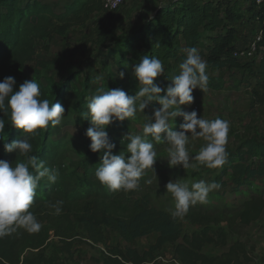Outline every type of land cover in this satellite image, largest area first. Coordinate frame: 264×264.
Returning a JSON list of instances; mask_svg holds the SVG:
<instances>
[{
    "label": "trees",
    "instance_id": "1",
    "mask_svg": "<svg viewBox=\"0 0 264 264\" xmlns=\"http://www.w3.org/2000/svg\"><path fill=\"white\" fill-rule=\"evenodd\" d=\"M102 10L103 0H0V81L7 76L14 77L15 91L25 80L33 78L41 87L42 99L61 104L69 93L72 110L77 112L74 119L84 121L87 129L92 127L85 119L87 103L97 87L106 91L121 88L129 95L135 94L138 81L133 67L145 54L161 59L164 74L156 77L154 82L164 87L178 74V65L185 58L183 49L196 47L207 63V73L232 71L243 77L246 72L254 80L253 93L259 97V102H264V94L259 93L264 91V0H168L155 4L152 15L129 32L122 34L115 27H109L98 34L97 37L101 36L98 44L109 52L102 54V61L96 60L97 71L103 75L92 74L89 69L80 80L81 72L75 68L58 81L47 75L49 67L58 63L62 55H66L68 63L74 60V50L68 46L61 53L53 54L51 59L46 58L49 42L55 37H63L71 28L85 24L93 14ZM241 29L248 31L239 38ZM258 30L261 33L253 55L234 56V51L240 49L241 44L248 45ZM27 67L33 68L29 76L25 73ZM121 71L125 73L123 79L119 77ZM149 106L160 107L157 102H151ZM0 118L5 120L0 159L14 166L24 158L6 152L3 145L20 139L22 130L10 126V113L5 116L0 113ZM134 122H138L137 117L122 122L117 120L107 126L110 140L116 145L113 154L124 150L121 140L126 133L142 134L143 125ZM182 122V117L176 119V130ZM64 135L59 125H50L46 130H39V134L30 140L33 147L29 155H36L47 167L59 172L55 183L46 178L39 182L30 211L39 216L37 219H42L54 211L50 205L60 200L63 201L62 209H77L78 223L72 226L69 222L66 225L60 222L52 233L43 225L34 234L17 229L0 239V264H59L62 259L74 258L78 242L101 247V256L95 259L98 264H163L159 257H164L166 248H170L172 258L182 264H245L249 261L245 244L237 237L233 239L234 233L229 226L214 227L213 224L219 223L217 220L225 210L233 212L241 225L259 219L264 211L261 192L252 194L234 209L216 211L214 204L210 203L191 206L184 219L193 229L187 232L183 231L180 219L174 220L170 213L155 209L146 202L143 207L126 211L115 220L114 229L127 242L122 246L118 241L112 242V231L94 224L80 212H87L90 202L106 204L122 196L124 191L111 192L95 178V168L103 152L90 150V138H84L83 146L71 149V159L65 158L61 147ZM166 147V144H155L158 157L154 170L166 160ZM228 153L227 163L219 168V173L211 177L209 183L217 181L223 189L229 187L231 192L243 193L244 186H252L255 180L264 179V136L245 139ZM153 174L154 171L147 170L140 183L148 184ZM192 175L198 174L192 172ZM61 215L63 212L58 217ZM149 234H154L155 239L143 249L128 243ZM51 237L57 240L52 241ZM229 238L232 242L227 251L218 255L204 252L207 244H225Z\"/></svg>",
    "mask_w": 264,
    "mask_h": 264
},
{
    "label": "clouds",
    "instance_id": "2",
    "mask_svg": "<svg viewBox=\"0 0 264 264\" xmlns=\"http://www.w3.org/2000/svg\"><path fill=\"white\" fill-rule=\"evenodd\" d=\"M183 51L185 58L178 65V74L166 86L161 87L154 82L156 77L164 74L161 59L145 54L133 67L138 81L135 94L129 95L121 88L106 91L97 87L88 100L85 119L91 122L92 127L86 129L85 135L90 138L92 152H103L94 175L109 191L136 190L147 170L155 172L153 166L158 157L155 144L167 145L166 159L170 168L182 166L187 170L202 165L216 169L227 163L230 121L219 116L205 119L198 117L196 110L185 111L181 107L194 102L195 89L206 92L210 79L207 63L199 50L187 47ZM124 75L123 71L119 73L121 79ZM15 85L16 80L12 76L0 81V113L4 116L10 113V126L22 130L21 138L5 142L3 147L6 152L16 153L24 159L14 166L0 159V239L10 236L17 229L29 234L41 230L42 225L30 208L39 182L46 178L48 182L55 183L59 172L47 167L36 155H29L33 147L30 140L39 134V130L60 125L65 115V107L60 102L41 98V87L35 79L25 80L14 91ZM151 102H157L160 107H154L152 114L146 115L145 109ZM137 112L146 116L142 134L126 133L121 140L124 150L113 154L116 145L110 140L107 126L117 120H134ZM178 117H182L183 122L176 130ZM4 129L5 120L0 118V140H4ZM198 139L204 143L192 155L188 146L190 141ZM220 187L217 181L208 183L198 180L189 184L179 179L169 180L165 188L175 201L174 209L170 210L171 217L174 220L184 218L191 206L208 203L209 194ZM62 205L60 200L50 205L55 215L61 214Z\"/></svg>",
    "mask_w": 264,
    "mask_h": 264
},
{
    "label": "rangeland",
    "instance_id": "3",
    "mask_svg": "<svg viewBox=\"0 0 264 264\" xmlns=\"http://www.w3.org/2000/svg\"><path fill=\"white\" fill-rule=\"evenodd\" d=\"M60 1L63 2V0ZM167 1L124 0L115 11L104 9L99 13L93 14L85 24L71 28L63 37H55L49 42L50 50L45 54L46 58L51 59L53 54L61 53V50L65 46H68L74 50L72 54L74 60L68 63L66 55H62L61 60L50 66L46 74L53 76L57 81L60 77H67L74 70L72 68L80 70V80L84 79L89 69H91L92 74L95 73L97 76L103 75V72L99 73L97 71L98 61L96 60L102 61V54H105L108 50L98 44V40L101 38V36L97 37L98 34L109 27H115L122 34L127 33L152 15L155 4H163ZM245 31V29H241L242 33L239 38H242L248 30ZM32 69V67H27L25 69L26 75H31ZM208 75L210 78L208 90L203 92L198 88L195 89L193 91L194 102L191 105H182L183 110H196L198 117L202 116L205 119H215L219 116L222 119L230 121V131L226 145L228 152L234 150L245 139H259L264 136V102H259V97L253 93L252 88L254 84L252 83L254 80L248 77L246 72L243 77L238 72L233 73L232 71L223 73L209 71ZM261 92L264 91L262 90ZM261 92L259 93L264 94ZM65 99L66 101L62 103L65 107V115L62 123L59 125L60 130L65 132L64 140H62L64 145L61 146L63 148L61 149L63 150L64 157L71 159L73 156L71 149L83 146L84 138H86V129L84 121L74 119L77 112L72 110V98L69 93L65 96ZM152 109L150 106L146 108L145 114L151 115ZM145 114L137 112L136 117L138 122L134 123L139 126L140 124L143 125L146 119ZM203 143L202 139L190 141L188 146L190 153L195 155ZM219 171V168L205 169V166L202 165L195 169L189 168L187 170L182 166L170 168L166 159L156 167L151 183L146 185L140 183L136 190L123 192L122 196L115 197L106 204H94L90 202L88 204V211H81L80 213L88 216L94 224H100L101 227L112 231L114 233L112 242L118 241L124 246L127 242L114 229L115 220L120 215H124L126 211L137 210L143 207L146 202L155 209L170 213V210L174 209L175 201L165 188L169 180L179 179L189 184L198 180H204L209 183L210 178L217 175ZM192 172L198 175L194 176ZM244 188L246 189L245 192L235 193L231 192L229 187H225L224 189L220 187L219 190H214L209 194L208 203L214 204L216 211H222V208L234 209L252 194L261 192L264 196V179H257L252 183V186H244ZM84 206L86 207V204ZM62 212L63 215L58 217V215L54 214V211H51L46 217L38 220L41 225L49 228L48 231L50 233L62 222L65 225L69 222L72 226L78 223L77 216L79 212L77 209H62ZM222 212V216L217 220L219 223H215L213 226L221 225L224 226L223 228L229 226L230 230L234 233L233 239L237 237L242 240L246 246L247 257L249 258V261L245 262V264H264V211L259 219L248 225H241L234 217L233 212L226 210ZM180 223L184 232L193 229L184 218L180 219ZM50 239L52 241L57 240L56 237H51ZM154 239L155 235L149 234L128 241V243L138 249H143L152 243ZM231 242L232 239L229 238L225 244H207L204 247V252L209 255H218L223 251H227ZM100 250H102L100 246L78 242L74 248V258L71 260L62 259L59 264H98L95 259L101 256ZM163 256L165 258H172L170 248L165 249Z\"/></svg>",
    "mask_w": 264,
    "mask_h": 264
},
{
    "label": "built area",
    "instance_id": "4",
    "mask_svg": "<svg viewBox=\"0 0 264 264\" xmlns=\"http://www.w3.org/2000/svg\"><path fill=\"white\" fill-rule=\"evenodd\" d=\"M123 1L124 0H103V8L106 10H109V11H112V10L115 11L116 9H118L121 6ZM256 2H258V0H256ZM260 33H261V31L258 30L255 33L253 40L248 45H242L241 44L240 49H237L234 51V56H236V57L252 56L253 53L255 52V49H256V42L260 38ZM159 260L163 264H182L181 262H179L175 258H165V257L160 256Z\"/></svg>",
    "mask_w": 264,
    "mask_h": 264
}]
</instances>
